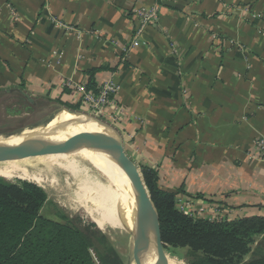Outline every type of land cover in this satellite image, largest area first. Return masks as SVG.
<instances>
[{
    "label": "crops",
    "instance_id": "obj_1",
    "mask_svg": "<svg viewBox=\"0 0 264 264\" xmlns=\"http://www.w3.org/2000/svg\"><path fill=\"white\" fill-rule=\"evenodd\" d=\"M107 81L129 160L179 211L264 216V0H0V98L76 109Z\"/></svg>",
    "mask_w": 264,
    "mask_h": 264
},
{
    "label": "trees",
    "instance_id": "obj_2",
    "mask_svg": "<svg viewBox=\"0 0 264 264\" xmlns=\"http://www.w3.org/2000/svg\"><path fill=\"white\" fill-rule=\"evenodd\" d=\"M144 177L159 212L163 243L190 246L191 264H264V255L240 260L251 232L264 233V216L194 218L177 209L175 193L159 188L154 171ZM49 202L37 184L0 178V264H125L100 230L59 208L58 219L44 213Z\"/></svg>",
    "mask_w": 264,
    "mask_h": 264
},
{
    "label": "bare ground",
    "instance_id": "obj_3",
    "mask_svg": "<svg viewBox=\"0 0 264 264\" xmlns=\"http://www.w3.org/2000/svg\"><path fill=\"white\" fill-rule=\"evenodd\" d=\"M43 115L21 129L0 134V147L29 142L45 128H53L57 114ZM113 153V142L98 125L86 121L67 123L45 144L0 157V176L41 186L48 178L52 184H57L62 173L65 175L64 185L70 189L77 205L89 214L100 230L111 227L132 232L133 228L125 223L127 214L131 221L138 220L143 238L152 249L151 211L142 203L135 204ZM54 169L58 173L51 174ZM132 177L140 191H147L139 172L132 171ZM165 260L167 264H184L167 254Z\"/></svg>",
    "mask_w": 264,
    "mask_h": 264
},
{
    "label": "rangeland",
    "instance_id": "obj_4",
    "mask_svg": "<svg viewBox=\"0 0 264 264\" xmlns=\"http://www.w3.org/2000/svg\"><path fill=\"white\" fill-rule=\"evenodd\" d=\"M39 108L38 109H35L34 107L31 108L26 102L22 101L19 97L16 96L12 98H0V134H8L15 130L21 129L27 124L33 123L35 120L42 118L44 116L43 114L45 113L46 115L48 114L56 115L59 112V111H55L54 109H50L48 107L42 109ZM75 108H76L75 110L92 115L87 105L84 104L83 106L77 105V107ZM102 118L105 121L106 118L104 117ZM108 122L110 123V121ZM90 168H92V166H90ZM53 172L58 173L56 169H54V171L50 173L53 174ZM50 173L48 174V177H50L51 175ZM61 174H59V182L57 184H52L49 178L47 179V181H44L41 184L42 188L47 192L48 199L50 201L49 202L50 204L47 205V207L44 210V213H46L50 217L58 219L59 217L57 216V208H59L79 224L85 226H92L93 228L100 230L96 225V223L90 218L89 214L80 205L79 206L77 205L75 198L71 193L70 189H68L64 185L65 175L64 174L61 175ZM0 178L20 184L26 182L34 183L19 178L7 179L2 176H0ZM147 189L150 195L152 196L148 186ZM100 231L104 233L107 236V238L110 240L119 259H121L125 264H136L135 240H134L133 231L128 232L123 228H111V227H108L107 230L105 231L102 230ZM245 241L247 242L248 252L244 254L240 260L246 261L254 257L264 255V233H258L252 231L250 236L246 238ZM163 246H164L165 254L169 255L170 257H174L176 260L183 262L184 264H191L194 255L192 254V248L190 246L181 247V246H174L172 244L171 245L164 244ZM201 253L203 252L201 251ZM236 260L239 259L236 258Z\"/></svg>",
    "mask_w": 264,
    "mask_h": 264
},
{
    "label": "water",
    "instance_id": "obj_5",
    "mask_svg": "<svg viewBox=\"0 0 264 264\" xmlns=\"http://www.w3.org/2000/svg\"><path fill=\"white\" fill-rule=\"evenodd\" d=\"M30 100V96L25 94ZM57 121L52 125L53 128H45L36 138L29 142L22 144L12 143L5 147H0V157L12 156L14 154L22 153L31 150L37 146L43 145L55 136L67 123H74L79 121L91 122L103 129L107 136L111 139L114 145L115 162L123 175L125 184L130 192L135 204H144L151 211V230L153 248L147 245L143 235L138 226V220L131 221L127 214L125 215V223L133 228L135 240V258L136 264H167L165 260L164 243L161 235V225L158 209L150 195L147 184L145 182L143 173L129 160L126 151L124 140L119 130L109 122L96 117L94 115L81 112L71 108L62 109L57 113ZM132 171H137L141 174L144 187L147 191H140L133 181ZM134 200L132 202H134Z\"/></svg>",
    "mask_w": 264,
    "mask_h": 264
},
{
    "label": "built area",
    "instance_id": "obj_6",
    "mask_svg": "<svg viewBox=\"0 0 264 264\" xmlns=\"http://www.w3.org/2000/svg\"><path fill=\"white\" fill-rule=\"evenodd\" d=\"M136 18L135 35L132 42L133 47L140 45V37L145 32V29L149 24L155 21L159 15V6L152 5L149 7L140 6L134 10ZM120 85L115 81H107L102 83L97 90H86L84 87H80L82 91V102L89 107L92 115L103 119L105 121H116L117 116L111 112V108L115 104V95L120 91ZM104 120V119H103ZM110 122V123H111ZM253 148L255 153L252 154L253 158H259L264 161V137H259L254 140ZM223 218L215 217L210 220H221Z\"/></svg>",
    "mask_w": 264,
    "mask_h": 264
}]
</instances>
